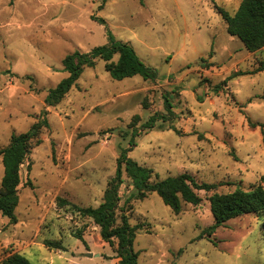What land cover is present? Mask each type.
Returning <instances> with one entry per match:
<instances>
[{
  "label": "rangeland",
  "instance_id": "obj_1",
  "mask_svg": "<svg viewBox=\"0 0 264 264\" xmlns=\"http://www.w3.org/2000/svg\"><path fill=\"white\" fill-rule=\"evenodd\" d=\"M240 2L0 0V148L13 133L47 121L23 166L18 222L0 211V264L12 252L32 264H120L100 226L76 205L100 206L123 153L151 168V181L188 172L220 183L176 213L157 192L138 198L124 169L119 204L142 225L134 244L139 264L264 262V218L257 214L199 238L214 223L213 193L264 186V126L250 124L264 123V49L250 53L219 10L234 14ZM109 32L158 78L118 80L97 58L61 102L48 105L50 90L69 75L64 58L108 44ZM3 176L0 155V185ZM45 239L66 249L47 247Z\"/></svg>",
  "mask_w": 264,
  "mask_h": 264
},
{
  "label": "trees",
  "instance_id": "obj_2",
  "mask_svg": "<svg viewBox=\"0 0 264 264\" xmlns=\"http://www.w3.org/2000/svg\"><path fill=\"white\" fill-rule=\"evenodd\" d=\"M105 2L106 0H102ZM226 23L227 31L240 38L246 49L256 52L264 48V0H241L238 9L234 14L223 8H219ZM106 23L104 19H99ZM110 42L105 45L96 46L91 52L75 51L68 54L63 64L69 75L63 79L55 88L51 89L45 102L48 105H56L66 96L74 84L80 78L84 67L95 66L97 58L105 60L106 69L113 78L122 80L135 75H142L145 79L155 80L158 78V71L147 66L137 54L135 48L127 42L117 41L109 32ZM118 55V60L114 57ZM202 60H205L202 58ZM264 67V63L260 68ZM240 72H236L239 74ZM167 108L172 112V105L166 99ZM161 116L160 113L152 115L153 118ZM47 121L38 122L33 125L30 131L13 133L10 142L0 148V155L4 164V176L0 185V211L8 216L12 223H17L15 214L19 203V187L23 166L27 161L32 149V140L37 137ZM252 126H264V123L250 121ZM264 140V137H263ZM30 166V164L28 165ZM127 171L133 180L134 186L138 189L136 196L145 198L150 192H157L165 204L169 205L174 212L182 211V203L197 205L202 197L200 190L212 191L220 183L199 182L194 175L185 172L178 175L168 176L164 179L151 181L153 170L140 165L137 161L127 157L123 153L118 158V169L116 175L109 181L105 191L104 200L98 207H80L78 211L92 217L101 228V235L104 241L115 247L120 264H139L140 251L135 249L137 231L142 225H133L129 216L120 209L119 188L123 183V172ZM264 178V176H263ZM211 210L214 215V223L207 227L199 238L204 234L209 236L217 229L232 219L249 213L257 214L264 218V186L256 184L250 189L238 187L227 193L215 192L209 197ZM67 203V201H64ZM121 210V222H118V211ZM264 230V219H263ZM76 236L84 240L83 234L79 231ZM47 247L66 249L61 240L45 239ZM2 264H32L30 259L20 253L12 252L3 260ZM264 264V262L262 263Z\"/></svg>",
  "mask_w": 264,
  "mask_h": 264
},
{
  "label": "water",
  "instance_id": "obj_3",
  "mask_svg": "<svg viewBox=\"0 0 264 264\" xmlns=\"http://www.w3.org/2000/svg\"><path fill=\"white\" fill-rule=\"evenodd\" d=\"M87 255H88V256H93V254H92V253H87Z\"/></svg>",
  "mask_w": 264,
  "mask_h": 264
},
{
  "label": "crops",
  "instance_id": "obj_4",
  "mask_svg": "<svg viewBox=\"0 0 264 264\" xmlns=\"http://www.w3.org/2000/svg\"><path fill=\"white\" fill-rule=\"evenodd\" d=\"M262 49H264V48H262ZM262 49H261V50H262ZM259 51H260V50H259ZM256 52H258V51H256ZM256 52H250V53H256Z\"/></svg>",
  "mask_w": 264,
  "mask_h": 264
}]
</instances>
